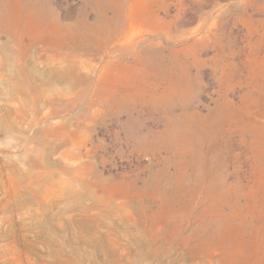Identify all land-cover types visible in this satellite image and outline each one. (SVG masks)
I'll return each instance as SVG.
<instances>
[{
  "label": "rangeland",
  "instance_id": "rangeland-1",
  "mask_svg": "<svg viewBox=\"0 0 264 264\" xmlns=\"http://www.w3.org/2000/svg\"><path fill=\"white\" fill-rule=\"evenodd\" d=\"M0 264H264V0H0Z\"/></svg>",
  "mask_w": 264,
  "mask_h": 264
}]
</instances>
